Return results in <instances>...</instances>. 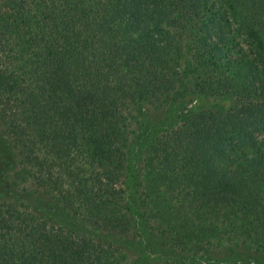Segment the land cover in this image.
<instances>
[{
  "label": "trees",
  "instance_id": "trees-1",
  "mask_svg": "<svg viewBox=\"0 0 264 264\" xmlns=\"http://www.w3.org/2000/svg\"><path fill=\"white\" fill-rule=\"evenodd\" d=\"M0 264H264V0H0Z\"/></svg>",
  "mask_w": 264,
  "mask_h": 264
},
{
  "label": "rangeland",
  "instance_id": "rangeland-1",
  "mask_svg": "<svg viewBox=\"0 0 264 264\" xmlns=\"http://www.w3.org/2000/svg\"><path fill=\"white\" fill-rule=\"evenodd\" d=\"M190 106L191 105L185 106L182 103H175L174 105L169 107V111L166 115V122L167 123L174 122L176 120L177 116L180 115L184 110L187 111ZM125 189H126L127 199L129 201L130 205L132 206V208H134V206H135L134 195H133V189H132V181L130 178H127V180L125 181ZM54 215L55 216H53L52 219L57 224L63 225L65 227H72V228H79L80 227L78 224H76V222H74L70 218H67L65 216L57 217V214H54Z\"/></svg>",
  "mask_w": 264,
  "mask_h": 264
}]
</instances>
